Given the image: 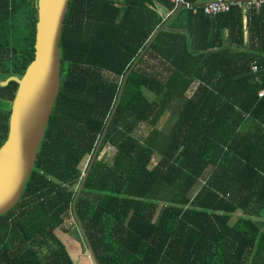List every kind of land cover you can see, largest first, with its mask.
<instances>
[{
    "label": "trees",
    "instance_id": "1",
    "mask_svg": "<svg viewBox=\"0 0 264 264\" xmlns=\"http://www.w3.org/2000/svg\"><path fill=\"white\" fill-rule=\"evenodd\" d=\"M182 1L70 0L59 91L20 199L0 215V264H76L57 232L76 229L81 162L164 23L126 78L76 214L99 264H264V10L247 11L244 47L238 5L208 17ZM36 13V0H0V80L33 59ZM15 89L0 86V145Z\"/></svg>",
    "mask_w": 264,
    "mask_h": 264
},
{
    "label": "water",
    "instance_id": "2",
    "mask_svg": "<svg viewBox=\"0 0 264 264\" xmlns=\"http://www.w3.org/2000/svg\"><path fill=\"white\" fill-rule=\"evenodd\" d=\"M69 2L70 0H36L37 21L33 59L26 66L21 76L9 75L0 80V86H6L9 82L16 83L14 96L10 102L7 136L0 145V215L12 209L20 199L25 182L33 170L38 149L59 91V40ZM184 6L185 4L180 3L176 11ZM164 25L165 23L155 31L150 42L164 28ZM149 43L140 52L122 79L117 101L85 169L71 205L76 227L93 264L99 263L76 214L75 201L96 158L126 78L136 66Z\"/></svg>",
    "mask_w": 264,
    "mask_h": 264
},
{
    "label": "rangeland",
    "instance_id": "3",
    "mask_svg": "<svg viewBox=\"0 0 264 264\" xmlns=\"http://www.w3.org/2000/svg\"><path fill=\"white\" fill-rule=\"evenodd\" d=\"M172 117L166 112L163 114L161 117L158 126L162 128L163 130H167L170 125H171ZM144 131V129H142ZM113 149L109 146H105L101 151L98 153V158H108ZM88 157H86L82 162H81V168L85 169ZM238 213L233 214L230 218V223H233L234 220L236 219ZM73 227L72 222H70V225L67 228H61L60 232H57V235L59 238L63 241L65 244V247L67 250L70 252L74 262L76 264H93L89 255L86 247L82 244L81 237L79 235L78 229H72Z\"/></svg>",
    "mask_w": 264,
    "mask_h": 264
},
{
    "label": "built area",
    "instance_id": "4",
    "mask_svg": "<svg viewBox=\"0 0 264 264\" xmlns=\"http://www.w3.org/2000/svg\"><path fill=\"white\" fill-rule=\"evenodd\" d=\"M175 5H179L180 3L185 4V6L189 7L190 4L183 3L182 0H173ZM238 5L242 8L243 11H247L249 9L254 10H264V0H241V1H232V0H210L201 4L200 8L202 12L208 16L213 17L221 13L228 12L231 7ZM197 8H193L195 12ZM251 70L255 72L257 67L255 64H252ZM257 97L264 98V86L257 90Z\"/></svg>",
    "mask_w": 264,
    "mask_h": 264
},
{
    "label": "crops",
    "instance_id": "5",
    "mask_svg": "<svg viewBox=\"0 0 264 264\" xmlns=\"http://www.w3.org/2000/svg\"><path fill=\"white\" fill-rule=\"evenodd\" d=\"M208 1H210V0H198L197 4H203V3L208 2ZM232 1H241V0H232ZM240 9H241L240 12H241V21H242V35H243L244 47H246L247 43H248L247 41L249 40L248 39V20H247V11L248 10L247 11H243L241 7H240ZM261 10H263V9L255 10V11L259 12ZM252 43H255V42H254L253 39L252 40L250 39V44H252ZM223 45L224 46H229V47H231V49L236 47L234 45H227V42H226V31H224V34H223Z\"/></svg>",
    "mask_w": 264,
    "mask_h": 264
}]
</instances>
